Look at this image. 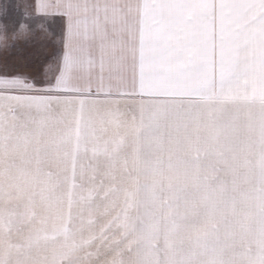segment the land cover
Segmentation results:
<instances>
[{"label": "snow or ice", "instance_id": "snow-or-ice-1", "mask_svg": "<svg viewBox=\"0 0 264 264\" xmlns=\"http://www.w3.org/2000/svg\"><path fill=\"white\" fill-rule=\"evenodd\" d=\"M0 264H264V0H0Z\"/></svg>", "mask_w": 264, "mask_h": 264}]
</instances>
